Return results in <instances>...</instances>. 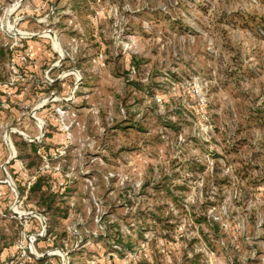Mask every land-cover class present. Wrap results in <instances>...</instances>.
I'll return each instance as SVG.
<instances>
[{"label":"rangeland","instance_id":"obj_1","mask_svg":"<svg viewBox=\"0 0 264 264\" xmlns=\"http://www.w3.org/2000/svg\"><path fill=\"white\" fill-rule=\"evenodd\" d=\"M16 2L8 16L22 15L21 28L50 26L62 46L82 36L62 67H89V104L72 103L89 111L64 152L48 118L40 143L10 133L8 159L5 130L38 133L28 114L54 89L42 74L57 54L36 38L34 71L13 73L0 35V264L20 238L13 205L44 218L51 240L36 249H58L67 264H264V181L247 183L264 175V129L247 120L264 99V0H0V18ZM41 146L58 172L42 171ZM30 176L54 195L50 207L27 188ZM50 179L64 190L49 192Z\"/></svg>","mask_w":264,"mask_h":264},{"label":"built area","instance_id":"obj_2","mask_svg":"<svg viewBox=\"0 0 264 264\" xmlns=\"http://www.w3.org/2000/svg\"><path fill=\"white\" fill-rule=\"evenodd\" d=\"M19 3H13L12 7L7 9V16L4 14L0 18V35L2 40L4 41V46L9 48L8 55L11 56V61L8 62L9 66L11 67V71L13 73H16L18 70V65H23L24 71L29 72V75H31V72L34 71L35 67V56L33 55V48L30 44L31 41L35 40L36 38L40 39L42 42L39 43V45H43V48L46 49L44 44L48 43L49 50L57 54V58L55 61L50 63L46 69H44L42 77H43V83L48 85H53L57 80H66L69 77L72 78V86L69 88L65 94H58L54 89H51L47 95H44L38 103H36L32 109L30 110V113L28 114L29 118H32L33 123L35 127L37 128L38 133L31 135L29 133H26L24 130L10 127L7 130H5L4 134L2 135V139L4 143L8 146H10L13 150L12 153L8 156V159H11L15 157V149L10 139V133L11 132H17L19 135L24 136L30 141H34L37 143L41 142V138L44 137L47 126V120L52 119L57 123V129L60 130L61 134L63 135V140L59 147L62 149L61 151L64 152V149H66L67 144L72 142L74 137V132L82 131L84 129V124L78 119V113L76 108L73 107L72 103L74 102V94L75 90L77 89L78 85L80 84V81L82 79V75L80 73V70L77 69L75 66L63 68L62 64L64 61H72L74 58V55L79 51L80 47L84 44V39L81 35L73 34L70 35L65 42H63V46L60 44L59 38L56 34V31L53 30L52 27L48 26L40 30H26L27 28H21V19L23 18L22 15L19 16H8L10 15L12 10L19 8ZM53 7L49 9V11L45 14V17H49L51 15L52 18H54L53 15ZM36 22L43 23V19H36ZM46 22V21H45ZM68 24L72 23V19H68ZM9 25L14 26L15 30L10 29ZM47 25V23H46ZM50 34L56 35L60 51L58 52L55 47L53 46V41L50 36ZM38 43V42H36ZM128 47H131L134 42L130 41L128 43ZM48 51V50H47ZM45 53V52H44ZM46 54V53H45ZM101 57V54L99 55ZM56 70V74L54 78H51L49 76V72L51 70ZM128 75L132 77V75L135 73L134 66H130L128 69ZM156 100L159 101L160 98L155 96ZM49 111L48 117L46 115L39 116L43 120V126L40 128L35 123V117L33 116L32 111L35 112L37 115L39 109ZM120 111L123 112V109L120 108ZM37 135H41L39 138ZM79 143L82 142L81 140H77ZM10 143V145H8ZM10 150V148L8 147ZM37 152L39 153V156L42 159V171H52V172H58L60 168V161H57L55 164H51L48 158L47 153L44 151L43 147H39L37 149ZM60 153V150L58 151ZM8 161V160H7ZM5 161V163L7 162ZM1 166L4 168L3 164ZM19 168L22 169V171H26L25 168H22V165H19ZM5 173V182H7L13 191H15L14 187L15 184L13 180L11 179L8 172L3 169ZM34 181V176L27 177V179L24 180V183H26L27 188L32 185ZM64 182L63 181H55L53 179H50L47 185V189L49 192L57 194L61 193L64 190ZM17 196V195H16ZM70 204H73L70 201ZM15 206V210L12 209L13 217L18 220L19 224L21 225V232H20V238L17 240V242L14 244V249L10 253V258L5 261L3 264H26L27 262H31L33 259H36L37 257L44 256V254L53 255V251H46L38 252L36 249L35 244L39 242L44 241H50V233L47 231V226L45 224L44 218L42 219L39 214H36L35 212H29L20 210L18 208V205ZM12 206V207H13ZM32 217H35L38 222L32 225ZM41 218V219H40ZM33 250H37V252H33ZM58 250V249H57ZM64 253V252H63ZM65 256L66 253H65ZM63 258H61V264L63 263ZM46 262V261H45ZM51 262V260H50ZM86 264H94V261L87 260Z\"/></svg>","mask_w":264,"mask_h":264},{"label":"trees","instance_id":"obj_3","mask_svg":"<svg viewBox=\"0 0 264 264\" xmlns=\"http://www.w3.org/2000/svg\"><path fill=\"white\" fill-rule=\"evenodd\" d=\"M247 120L249 122H252L253 125H256L258 128L264 129V99H263V103L260 104L258 107L252 108L250 109L248 116H247ZM252 124L250 123L249 126H251ZM261 146L264 148V141L261 144ZM253 157H257V154H253ZM246 167H248V170L253 171L254 170V166L251 164H248ZM257 167V166H256ZM245 166L243 168L242 171H244ZM246 172V170H245ZM244 172V173H245ZM248 173L246 172L245 176ZM257 180V181H256ZM264 181V175H257V177H249L247 183L251 186H256L258 184V181ZM31 190L33 192H37L38 193V198H37V203L40 206L43 207H50L53 204L54 201V195L47 193L46 191H43L40 189V184L38 181H35V183L31 186Z\"/></svg>","mask_w":264,"mask_h":264},{"label":"crops","instance_id":"obj_4","mask_svg":"<svg viewBox=\"0 0 264 264\" xmlns=\"http://www.w3.org/2000/svg\"><path fill=\"white\" fill-rule=\"evenodd\" d=\"M32 42V41H31ZM31 42H30V44H31ZM33 45H31L32 46V48H33V53L35 52L34 51V49H36L37 47L34 45V42L32 43ZM86 67L87 66H85V67H83V66H80V67H76L77 69H79L80 71L82 70V71H87L88 69H89V67H88V69H86ZM81 71V72H82ZM85 77V78H84ZM84 77L82 76V79H81V81H80V84L78 85V87H77V89L75 90V93L78 91L79 93H78V95L76 94H74L75 96H74V99H75V101L76 100H82V99H84L85 100V103H87L88 102V104H89V79H87L86 77H89V75L87 74V75H84ZM84 78V79H83ZM72 84V78L71 77H69L68 79H66V80H57L56 81V83L53 85V87H54V90L56 91L57 89H59V92H57L58 94H65L66 93V91L69 89V88H71V85ZM80 107L79 108H77L76 110H78L77 111V113H78V115H79V120L84 124V126H85V122H84V120H83V118H82V115H83V113H84V111L86 110H88L89 111V105H79ZM86 128V127H85ZM57 134V135H56ZM56 134L55 133H53L52 134V138H54V139H56V141L57 142H62V134L61 133H59V132H56Z\"/></svg>","mask_w":264,"mask_h":264},{"label":"bare ground","instance_id":"obj_5","mask_svg":"<svg viewBox=\"0 0 264 264\" xmlns=\"http://www.w3.org/2000/svg\"><path fill=\"white\" fill-rule=\"evenodd\" d=\"M10 29H13L14 31H17L15 30L14 26L12 25H9ZM51 38H52V41H53V46L55 47V49L59 52L60 51V46H59V42H58V39L56 37V35H53V34H50ZM31 113H33V116L35 117V123L37 124V126H39L40 128L43 126V120L35 114L34 111H32ZM41 135H37V137L39 138ZM8 145H10V143H8ZM10 148V152H13L12 148L10 146H8ZM41 219V218H40ZM32 251L33 252H37V250H33L32 248ZM54 254L56 255H59L61 258H64L63 260V263L62 264H67V259L65 258V254H63L60 250H54L53 251Z\"/></svg>","mask_w":264,"mask_h":264},{"label":"water","instance_id":"obj_6","mask_svg":"<svg viewBox=\"0 0 264 264\" xmlns=\"http://www.w3.org/2000/svg\"><path fill=\"white\" fill-rule=\"evenodd\" d=\"M65 258L67 259V256H65ZM63 260H64V258H63ZM67 263V262H66Z\"/></svg>","mask_w":264,"mask_h":264}]
</instances>
